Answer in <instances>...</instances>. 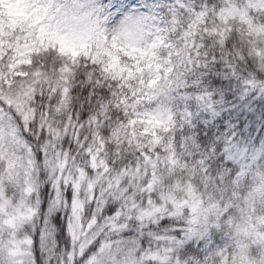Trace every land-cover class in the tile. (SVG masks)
Masks as SVG:
<instances>
[{
	"label": "snow or ice",
	"instance_id": "snow-or-ice-1",
	"mask_svg": "<svg viewBox=\"0 0 264 264\" xmlns=\"http://www.w3.org/2000/svg\"><path fill=\"white\" fill-rule=\"evenodd\" d=\"M0 264H264V0H0Z\"/></svg>",
	"mask_w": 264,
	"mask_h": 264
}]
</instances>
